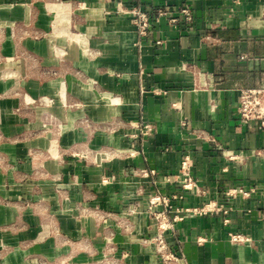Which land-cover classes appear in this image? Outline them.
<instances>
[{
  "label": "crops",
  "instance_id": "0c3cea01",
  "mask_svg": "<svg viewBox=\"0 0 264 264\" xmlns=\"http://www.w3.org/2000/svg\"><path fill=\"white\" fill-rule=\"evenodd\" d=\"M262 87L264 0H0V264H161L165 209L182 264H264Z\"/></svg>",
  "mask_w": 264,
  "mask_h": 264
},
{
  "label": "built area",
  "instance_id": "2783aa9c",
  "mask_svg": "<svg viewBox=\"0 0 264 264\" xmlns=\"http://www.w3.org/2000/svg\"><path fill=\"white\" fill-rule=\"evenodd\" d=\"M129 12L132 14V18L138 33L143 36L146 35L152 27V21L148 13L142 11L138 7H132ZM182 13L185 15L186 20L192 19V12L188 8L182 9ZM166 14L164 11L160 12V15ZM176 20V19H174ZM160 43V42H159ZM239 114L241 119L243 120H257L264 126V87L262 88H252V89H243L240 95V106H239ZM153 127L149 123H142L139 126L138 135H147L151 133ZM214 141V139H211ZM261 154V152H260ZM227 156L229 159H235L237 156L232 152H227ZM181 186L184 190L189 193L195 194H203L204 189L198 184L196 177L191 172V167L189 163V158L185 157L184 161L181 165ZM255 188H252L248 191H244L242 189H234L233 191H228V195H232L236 192H241L244 196L248 197ZM150 205L163 204L169 206L170 202L167 198L162 197L160 194L153 195L150 200ZM180 209H177V212ZM214 210L212 205H205L203 207H187L184 209L185 212L193 213V214H205L209 211ZM158 232L157 234L145 242L151 243L154 245V248L160 258L161 264H182L181 257L170 247L166 238L165 231L169 229H173L174 223L177 220L182 219L178 214L174 217H170L168 214V210L159 212L156 216ZM231 239L233 241H244L247 240L241 234H233L231 235ZM202 239L199 240L201 242Z\"/></svg>",
  "mask_w": 264,
  "mask_h": 264
}]
</instances>
